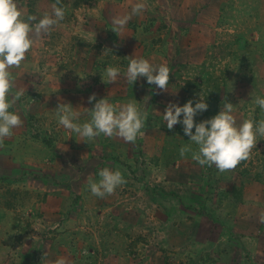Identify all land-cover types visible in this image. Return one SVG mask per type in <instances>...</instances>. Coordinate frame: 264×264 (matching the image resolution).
I'll return each instance as SVG.
<instances>
[{"label":"rangeland","instance_id":"rangeland-1","mask_svg":"<svg viewBox=\"0 0 264 264\" xmlns=\"http://www.w3.org/2000/svg\"><path fill=\"white\" fill-rule=\"evenodd\" d=\"M56 0H22L38 18ZM145 9L124 30L112 18ZM65 19L38 40L20 69L23 96L10 111L22 126L0 147V264H264V137L235 170L201 167L182 146H196L177 124L168 130L169 103L208 104L194 120L234 106L237 124L264 119V0H61ZM106 51L103 55L105 49ZM170 69L168 91L124 78L128 57ZM118 67L114 83L104 70ZM113 105L137 101L147 112L135 143L100 135L81 141L58 125L59 97L90 117L88 97ZM145 97H150L147 101ZM183 117L181 116L180 119ZM194 133V129H193ZM126 183L110 196L91 194L88 179L102 168ZM87 255H84V253Z\"/></svg>","mask_w":264,"mask_h":264},{"label":"clouds","instance_id":"clouds-1","mask_svg":"<svg viewBox=\"0 0 264 264\" xmlns=\"http://www.w3.org/2000/svg\"><path fill=\"white\" fill-rule=\"evenodd\" d=\"M61 0H56L51 5L50 12H44L41 17L27 15L22 6V0H0V147L4 140L13 135V129L22 126L21 117L10 111L23 96L22 90L15 89V80L12 69H20L26 60V55L34 44L43 36L49 35L54 27L61 26L65 19V8ZM145 9L143 2H137L131 9V13L112 18L113 31L115 33L124 30L132 16L141 14ZM111 51L110 49H105ZM128 65L124 78L128 84H135L138 78H146L148 85H155L159 90L168 91L170 69L165 64L154 65L144 58L128 57ZM118 67L109 66L104 70L102 81L114 83L120 76ZM148 101L150 97H145ZM58 103L54 109L58 125L65 130L75 133L81 141H91L104 135L117 137L126 143H135L138 138L145 136L144 127L147 120V112L137 106V101H129L120 105H113L107 98L97 100L93 93L88 97V103L94 106L91 109L84 108L90 117L84 123H78L81 113L74 109L70 103H64L57 97ZM188 100L183 106L169 103L163 114L168 130L181 124L184 135L196 146H182L179 155L191 152V158L201 167H213L220 173L235 170L242 162L250 158L252 150L256 148L257 136L264 137V119L254 122L252 119L243 120L237 124L232 114L234 106L227 102L225 97L223 108L217 115L210 119L196 123L194 118L198 114L207 111L208 104L202 95L199 101ZM253 103L264 110V98L255 97ZM181 116L183 117L182 119ZM194 129V133H193ZM99 180L88 179V187L91 194L104 198L112 195L116 188L126 181L120 170L102 168ZM259 220L264 223V212L259 215ZM84 255H87L85 252ZM55 264H68L65 258H59Z\"/></svg>","mask_w":264,"mask_h":264}]
</instances>
